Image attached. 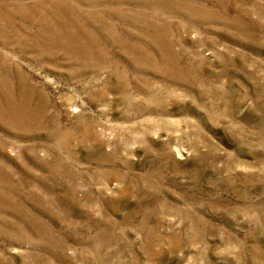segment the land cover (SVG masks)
<instances>
[{"label":"rangeland","instance_id":"rangeland-1","mask_svg":"<svg viewBox=\"0 0 264 264\" xmlns=\"http://www.w3.org/2000/svg\"><path fill=\"white\" fill-rule=\"evenodd\" d=\"M0 264H264V0H0Z\"/></svg>","mask_w":264,"mask_h":264}]
</instances>
